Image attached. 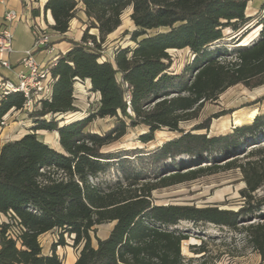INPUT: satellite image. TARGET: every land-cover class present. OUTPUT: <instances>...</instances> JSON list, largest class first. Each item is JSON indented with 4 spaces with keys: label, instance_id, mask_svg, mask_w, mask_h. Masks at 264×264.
Instances as JSON below:
<instances>
[{
    "label": "trees",
    "instance_id": "obj_1",
    "mask_svg": "<svg viewBox=\"0 0 264 264\" xmlns=\"http://www.w3.org/2000/svg\"><path fill=\"white\" fill-rule=\"evenodd\" d=\"M251 1L47 0L43 10L54 33L66 34L80 11L85 29L78 41L67 39L70 48L51 66V93L27 113L29 132L0 147V264H64L55 246L42 253L39 238L53 231L60 232L58 245L65 244L64 234L73 236L74 247L81 245L73 264H192L182 254L189 239L177 228L182 221L241 234L264 264V195L255 194L264 187V113L222 135L179 130L226 89L264 85V13L255 24L258 38L239 45L253 20L246 17ZM127 9L133 45L102 59V44ZM227 28L238 42L214 45ZM183 49L192 60L174 73L169 52ZM78 83L88 84L97 101L86 117L65 123L59 118L78 111ZM24 102L21 93L3 96L0 123ZM105 118L114 119L109 130H88L93 120ZM136 127L147 129L139 137L143 145L161 130L179 135L149 151L109 150ZM38 131L56 133L60 150L39 140ZM248 148L251 160L239 163ZM234 169L245 182L237 210L152 200L156 190ZM107 223H114L109 235L92 246L91 233ZM192 250L201 257L207 252L202 241Z\"/></svg>",
    "mask_w": 264,
    "mask_h": 264
},
{
    "label": "rangeland",
    "instance_id": "obj_2",
    "mask_svg": "<svg viewBox=\"0 0 264 264\" xmlns=\"http://www.w3.org/2000/svg\"><path fill=\"white\" fill-rule=\"evenodd\" d=\"M264 13V0H252L246 8V17L253 20L249 23L239 37L231 29L223 30V39L218 41L217 46L233 47L238 39L239 45H249L258 38L261 27L255 24L259 15ZM131 9H127L121 16V25L109 35L102 44V59L112 60L114 52L120 48L132 46L130 33L134 31V26L130 20ZM83 18L78 12L77 17L72 21L73 36L77 33H83L85 26L79 19ZM93 33V31L91 32ZM73 36H69L74 38ZM213 45V46H214ZM172 58L171 71L180 73L186 65L192 60V55L187 49L169 52ZM76 107L78 111L59 119L64 118V122L75 121L86 117L90 110L94 108L97 95L88 92L86 86H77L75 90ZM264 113V85L249 89L242 85H236L226 89L215 101L206 102L198 113L196 118L179 124V130L183 133L191 131L192 133L207 134L208 136H217L229 132L234 127L249 124L255 116ZM49 118V117H47ZM25 125H31L33 120L26 115ZM8 122L11 120H7ZM209 121L207 129L195 130V128L206 124ZM114 123V119H95L88 125V130L102 134L109 130ZM23 128V127H22ZM147 133L144 127H136L128 130L127 135L119 142L109 147V150L117 149H146L153 150L161 146L164 142L176 138L179 132L161 130L155 133L154 139L143 145L139 137ZM39 140L46 142L50 147L60 150L57 144V134L47 131L36 132ZM11 135H7L3 141H10ZM252 148V147H251ZM240 155L239 163H245L249 158V149ZM111 178L109 175L108 178ZM245 188L243 174L240 169L221 171L217 174L203 176L196 180L177 184L174 186L162 188L152 193V200L157 205H179L195 206L198 208L207 206H218L221 209L237 210L243 203L240 192ZM257 196L264 195V187H261L255 193ZM111 227L110 223L97 226L95 232L91 233V244L96 246V238L103 239ZM178 229L186 231L189 239L182 243V254L185 259L191 260L196 264H228L232 257L239 256L240 253H248L251 249L247 248L244 237L239 233H233L227 230H220L209 224H193L192 222L182 221L177 226ZM59 231L46 233L40 238L39 242L45 253L50 254L53 246L58 257L63 263L71 257H76L81 245L74 247L70 236L64 234V245L59 243ZM205 243L206 254H193L192 248Z\"/></svg>",
    "mask_w": 264,
    "mask_h": 264
},
{
    "label": "crops",
    "instance_id": "obj_3",
    "mask_svg": "<svg viewBox=\"0 0 264 264\" xmlns=\"http://www.w3.org/2000/svg\"><path fill=\"white\" fill-rule=\"evenodd\" d=\"M46 2L47 0H0V31L5 26H8L13 37L12 39L13 53L9 56V61L11 66L9 69L0 67V83L2 81H10L15 83L17 81L18 75L21 72H23V68L19 64V59L25 54L26 51L32 50L33 48V36L31 33L30 24L35 19H37V21H40L41 23L44 24V26L46 27V31L49 35L50 41L53 43L55 42L52 45V53H48L45 50L38 51L35 53V57L37 61L42 64H46L51 67L56 61L57 57L67 52L68 49L70 48V44L67 42V39L73 41H78L80 39L82 32L80 34L77 33L74 36L72 34V29L74 26L72 21L74 19L70 23L69 31L63 36L54 33L50 29V26L53 25V19L48 11L44 12L43 10V6L45 5ZM80 8L83 9L82 6H80ZM9 10H12L15 13H17L20 16V19L18 21L12 22L11 24H7L4 20V14ZM33 11H38L39 14L35 16L33 14ZM79 13L83 17V18L79 17V19L83 23L85 21V17L81 11ZM69 36H73L74 38H71ZM62 38H65L66 41H60ZM77 86H82V84L78 83L76 85V88ZM84 86H88V84ZM1 98L2 96L0 91V99ZM26 115H27L26 113H23L21 111H10L6 115V119H5L6 126L0 127V147L5 142H7V141H3V139L8 134L11 135L12 138L10 141H12L21 138L23 135L29 132V129L31 128L32 124L31 125L24 124L27 123V121L24 120V118H26ZM8 119L11 121L8 122L7 121ZM56 142L58 144V141ZM51 148L54 150H58L53 147ZM110 224L111 227L103 239H105L109 235L111 229L113 228L114 223H110ZM44 235L40 236V238L43 237ZM78 252L76 257H71L69 261L67 260L66 263L64 264H73L77 259ZM42 253L44 255H49L45 253L43 249H42ZM192 264H196V263L194 262ZM228 264H261V260L259 255H257L255 252L250 250L248 251V253L243 252L240 253L239 256L232 257L228 261Z\"/></svg>",
    "mask_w": 264,
    "mask_h": 264
},
{
    "label": "built area",
    "instance_id": "obj_4",
    "mask_svg": "<svg viewBox=\"0 0 264 264\" xmlns=\"http://www.w3.org/2000/svg\"><path fill=\"white\" fill-rule=\"evenodd\" d=\"M20 16L12 10L5 12L4 20L7 24L18 21ZM33 36V48L26 51L19 59V64L23 68V72L18 75L15 83L10 81H2L0 83L1 96L9 93H21L25 99L21 112H32L36 105L44 98L49 97L51 93V77L50 66L37 61L35 53L45 50L52 53L50 38L46 31V27L40 21L35 19L30 24ZM12 33L8 26L0 31V67L9 69L11 64L9 56L13 53ZM6 116L3 117L0 127L6 126ZM73 236H71V239Z\"/></svg>",
    "mask_w": 264,
    "mask_h": 264
}]
</instances>
